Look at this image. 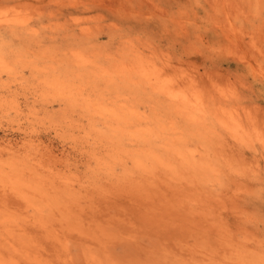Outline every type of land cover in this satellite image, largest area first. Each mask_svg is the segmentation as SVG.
<instances>
[{
  "label": "clouds",
  "instance_id": "9594fccd",
  "mask_svg": "<svg viewBox=\"0 0 264 264\" xmlns=\"http://www.w3.org/2000/svg\"><path fill=\"white\" fill-rule=\"evenodd\" d=\"M0 264H264V0H0Z\"/></svg>",
  "mask_w": 264,
  "mask_h": 264
}]
</instances>
